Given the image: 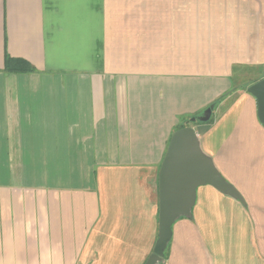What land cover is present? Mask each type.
<instances>
[{
  "label": "crops",
  "instance_id": "0c3cea01",
  "mask_svg": "<svg viewBox=\"0 0 264 264\" xmlns=\"http://www.w3.org/2000/svg\"><path fill=\"white\" fill-rule=\"evenodd\" d=\"M259 78L264 0H0V264H144L170 137L211 105L190 125L245 203L197 188L158 264H264Z\"/></svg>",
  "mask_w": 264,
  "mask_h": 264
},
{
  "label": "water",
  "instance_id": "95a60500",
  "mask_svg": "<svg viewBox=\"0 0 264 264\" xmlns=\"http://www.w3.org/2000/svg\"><path fill=\"white\" fill-rule=\"evenodd\" d=\"M247 93L256 100L257 118L264 125V78L249 85ZM214 105L201 115L190 118L184 127L170 137L158 170V233L153 250L144 264H158L171 239L172 225L178 219L191 216L197 188L209 185L242 205L239 191L217 170L211 157L204 154L192 123L207 122Z\"/></svg>",
  "mask_w": 264,
  "mask_h": 264
},
{
  "label": "trees",
  "instance_id": "16d2710c",
  "mask_svg": "<svg viewBox=\"0 0 264 264\" xmlns=\"http://www.w3.org/2000/svg\"><path fill=\"white\" fill-rule=\"evenodd\" d=\"M4 70L5 71H9V72H19V73L34 71V69L32 67H30L27 62H25L23 60H18V59H11L9 57H7L5 59ZM259 80H260V78L258 80H254L252 83H255V82L259 81ZM185 124L186 123H181L179 125L178 129L184 127ZM165 257L166 256L164 254L162 260H164Z\"/></svg>",
  "mask_w": 264,
  "mask_h": 264
},
{
  "label": "rangeland",
  "instance_id": "374dc122",
  "mask_svg": "<svg viewBox=\"0 0 264 264\" xmlns=\"http://www.w3.org/2000/svg\"><path fill=\"white\" fill-rule=\"evenodd\" d=\"M243 78V77H242ZM239 79H241L240 77H239ZM242 80V79H241ZM235 82V81H234ZM202 150V149H201ZM203 153H204V151H202ZM205 154V153H204Z\"/></svg>",
  "mask_w": 264,
  "mask_h": 264
}]
</instances>
